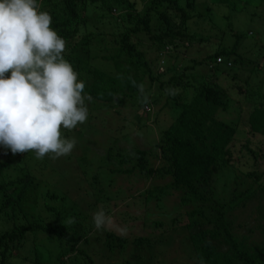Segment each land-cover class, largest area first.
I'll list each match as a JSON object with an SVG mask.
<instances>
[{
  "label": "trees",
  "instance_id": "trees-1",
  "mask_svg": "<svg viewBox=\"0 0 264 264\" xmlns=\"http://www.w3.org/2000/svg\"><path fill=\"white\" fill-rule=\"evenodd\" d=\"M142 1L143 8L139 9L140 1L137 0H42L43 4L55 8V22L51 27L66 41L63 55L80 78H83L80 74L85 73L91 80L90 86L86 84L85 87L94 103L111 108L122 106L124 109L129 106L127 103H132L130 106L137 105L144 115L152 113L153 106L160 104L162 107L172 105L177 108L172 124L155 144L157 153L150 149L132 148L130 152L133 157H130L114 137L109 138L111 144L105 154H91L89 156H93L92 160L82 157L78 164L83 166V174H86L90 164L95 169L91 172L90 179L98 184L97 189L104 181L103 173L109 174V179L105 182L107 186H111L110 178L114 174L133 175L139 171L150 177L162 170L165 171L164 175L172 177L167 186L183 192L182 204L203 205L201 209L195 208L188 213L187 222L183 226L177 217L166 226L167 231L185 229V242L193 254L185 243L175 252L178 251L185 258L187 256L186 264H264V244L251 245L246 238L239 239L228 220V214L240 205L245 206L246 200H250L255 192L250 188L243 191L235 189L228 201L223 203L215 201L213 193H210L215 175L231 161L230 143L240 129L234 121L233 124L226 123L217 115L220 111H227L232 103L231 95L236 97L232 92L237 91L239 95L247 91L239 85L245 73L240 68L244 60L237 50L240 42L248 38V34H238L236 43L230 46L209 42L207 49H204V56L201 54V57L189 59L191 64L185 67L184 74L170 75L169 66L160 72L155 68L156 63L169 48L177 52L179 46L183 49V45H187L186 51L193 54V42H202L198 34L186 33V25L194 17L192 11L196 9V2L185 0L183 4L181 0ZM98 2L105 3L114 11L130 9L129 12L119 14L120 21L115 27L117 35L110 42L107 39L103 41L101 49L98 48V43L104 35L99 31L96 17L89 15H94L93 11L85 14L86 19H79L82 12ZM219 2H227L235 7L231 0ZM123 22L125 27L122 28ZM90 26H94L99 34H95L93 30H89L90 34H87ZM80 27H85L87 32L77 39ZM94 34L100 36L95 46ZM97 51L104 52L98 55ZM170 56L166 58L169 59ZM94 59L98 60L100 66L91 64ZM236 64L239 69H236ZM201 67L211 69L212 76L196 72ZM220 76L225 77L222 80L231 82L230 89L221 82H213ZM195 81L199 84L192 98L188 101L190 97H186L182 101L173 87H190ZM127 100L129 101L126 102ZM248 123L252 133L261 131L264 134V107L251 113ZM103 134L106 136L104 132ZM113 145L117 148L115 152ZM83 148L87 154L91 153V148ZM20 154L13 155L10 151L6 153L4 149L0 151V222L10 221L13 216L9 214L14 215L15 220L16 217L23 220L22 223H17L12 221L13 217L12 229L0 233V264H12L13 257L17 255L24 256L23 259L29 264H95L93 254H99L100 257L105 255V264H121V261L123 264H131L136 263V260L126 256L130 246L145 244L148 248L151 247L148 239L129 238L122 231H117L125 226L128 229L136 227V216L133 217L128 211L114 214L111 209L114 199L110 197L112 195L109 189L90 192L86 202H79L78 198H72L78 190L74 189L71 172L68 173L60 165L57 168L51 166L50 158L48 163L45 157L38 159L35 156L33 166L30 159L21 164L18 162ZM149 155L154 163L158 159L162 162L161 165L155 167L150 162ZM46 156L53 158L52 154ZM68 156L69 154L63 157ZM57 158L62 159V156ZM133 159L132 166L125 168ZM107 163H115L116 166ZM48 164L49 170L44 173L49 178L46 190L38 193L35 188L40 184V179L36 176L35 169L46 168ZM249 176L255 181L260 180V175L256 173H249ZM61 177L65 179L67 186L63 185L64 181L59 182ZM42 178L45 180V177ZM259 188L264 192V182L259 184ZM144 192L138 193V196H145ZM101 208L111 217V222L105 229L98 231L93 224V214ZM121 216L125 219L122 223L119 221ZM259 218L264 220L263 209ZM262 227L264 228V223ZM36 234H42L44 239L53 242L56 247L47 253L44 250L45 241L37 246L36 240L31 241L27 237L29 235L36 239ZM91 234L94 237H90ZM169 234L172 237L174 233ZM179 238L181 241L184 239L181 236ZM157 242L165 246L150 252L148 260L152 264H165L162 259L168 254V245L159 239ZM89 246L94 250H90ZM184 247L186 250L182 253ZM156 257H159V262L155 261Z\"/></svg>",
  "mask_w": 264,
  "mask_h": 264
},
{
  "label": "rangeland",
  "instance_id": "rangeland-1",
  "mask_svg": "<svg viewBox=\"0 0 264 264\" xmlns=\"http://www.w3.org/2000/svg\"><path fill=\"white\" fill-rule=\"evenodd\" d=\"M137 1H140L138 8L142 9L144 4L142 3L143 1ZM193 1L196 2V9L192 11L194 17L186 25V33L189 34V32H194L198 34L202 42L198 44L196 41L193 42V54H189V52L186 51L185 47L187 45H183L184 50L179 46L177 52L169 48L164 56L159 57V62L156 63L155 68L157 71L159 70L161 72L169 66L168 72L170 75H175L176 73L178 75L179 73L184 74L185 67L190 63L189 59L201 57V54L204 56L206 53L204 49H207L209 42L210 44L220 42L228 46L231 44L234 45L236 43V36L240 33L245 34L247 32L248 38L240 42V46L237 50L238 54L244 60L240 68L241 71L245 73H243L244 77L242 81L240 80L239 85L244 89L246 88L247 91L239 95L237 91H231V94L234 93L236 97H232L231 95L232 103L229 105L227 111H220L217 115L219 119L226 123H232V121H234L235 124L240 126V129L230 143L231 161L218 175H215L211 184L210 193H213L212 197L216 199L215 201L223 203L228 201L230 196H232L231 193L235 189L238 191L247 190L249 188L250 190L252 189V191L255 192L254 196L250 198V200H246L245 206L240 205L229 213L228 220L232 223L233 232L239 239L246 238L247 243L251 245L264 244V228L262 227L264 220L259 218L261 210H264V192L259 188V184L264 182V134L261 131L252 133L248 123L249 115L255 112L256 109L264 107V0H231L235 7L229 5L227 2L226 4H221L219 0ZM181 2L184 4L185 0H181ZM39 3L41 10L51 14L53 25L56 15L55 8L52 5L43 4L42 0H39ZM92 11L94 15L88 13ZM129 11V8L121 12L118 10H110L105 3L98 2L94 5L91 4L87 10L82 12L79 19H86L85 14L87 13L91 17H96V24L99 27V31L104 36L100 37L95 35L99 33L94 26H90L88 32L89 30H93L95 33L94 46L98 43L99 37L102 39L98 43V48L101 49L103 41L107 39V41L110 42L117 35V33L115 34V27L118 21H120L119 14ZM175 18L176 17H174V21ZM123 27H125L124 22L122 28ZM79 29L76 35L77 39L83 37L87 32L85 27H80ZM87 34H90V32ZM103 52L104 51H97V54L101 55ZM168 55H171L169 59L166 58ZM176 57L177 61L174 60ZM104 61L105 63H109V61ZM162 61H164V63ZM171 63L173 66H171ZM91 64H93V66H100L97 59L91 60ZM236 69H239L238 64H236ZM196 72H204L206 76H212L211 69L206 67H201V69L196 70ZM188 73L190 72L188 71ZM80 75L86 80L80 78V76L79 79L83 80L85 85L87 84L90 86L91 80L86 77L85 73H81ZM223 78L225 77L220 76L218 79H214L213 82H221L226 88L230 89L231 82L227 79L222 80ZM198 84L199 83L195 81L190 84V87L187 85H180L173 87V90L177 96H180V99L182 98V101L186 97H190L187 99L189 101ZM84 95L91 98L89 90L86 87ZM128 101L129 100L126 102ZM99 104L100 103H94L92 98L90 100L86 99L89 112L86 122L79 124L72 130L63 129V127H61V132L64 137H74L77 140L76 146L69 156H62V159H59L45 155L46 160L49 163L50 158L49 164L51 166L57 168L60 165L64 170H67L68 173H72L71 175H73L75 183L74 189L76 191L78 190V193H75L74 197L72 196L73 199L78 198L79 202H86L89 199L88 194L90 192L109 189L111 191L110 195H112L110 197L114 199L111 204V209L115 212L114 214L128 211L133 217L136 216V219H133L136 227L134 226V228L131 227L128 229V227L125 226L124 228H119L117 231H122L127 234L129 238L143 237L144 239H148L147 241L151 244L149 245L151 247L148 248L145 244H133L129 248L127 247L129 249L126 251L127 258L131 257L136 260V263L133 262L131 264H152V261L150 263V260H148L150 252L157 251V249H161L165 246V244L157 242L158 239L168 245V254L162 259L165 264H186L187 256L185 255V258L183 254H180L178 251L175 252V250L180 248L182 243H185L187 249L191 251L190 247L185 242V229L178 228L177 230L175 228L174 231H167L166 226L169 225L174 217H177V220L179 218L181 221L180 225L183 226V224L187 222L188 213L195 208L201 209L204 207L203 205L199 203L182 204L181 197L183 192L167 186V184L170 183L169 181L172 180V177L164 175L165 171L162 170H160L158 174L150 177L140 174L139 171L133 175L114 174L110 178L111 186L109 183V186H107L105 182L109 179V174L103 173L104 181H102V184H99L100 186L97 189L98 184H95L94 181L90 179L91 172L95 169L93 167L91 168L90 164L86 174H83L84 168L78 164V160L81 161L82 157H89L90 160H92L93 156H89L91 154L96 155V153H98L100 154L99 156L105 154L108 146L111 144V139L109 138L114 137L117 138L118 144L123 147L124 151L127 152L130 157H133V154L130 152L132 148H145L150 149L153 153H157L155 144L161 139L162 133L172 124L177 115V108L172 105L162 107V104H160L153 106L154 111L152 110V113L144 115L142 111L138 109L137 105L130 106L132 103H127L129 106L125 107V109L122 106L111 108L110 106H99ZM149 107L152 109V106ZM83 146L88 149L91 148V153L87 154ZM113 147L115 152L117 148L114 145ZM2 150L3 148H0V151ZM19 156V163L25 164L26 161L30 159L32 166L34 165V157L36 156L34 151L21 153ZM24 157H26V159L23 160ZM148 157L155 167L161 165L162 162L158 159L154 163L152 161L153 158H151L150 155ZM134 160L135 159H133L132 163L126 164L125 168L131 167ZM49 164L46 168L37 167L35 169V172H37L35 174L40 179V184H37L35 188L38 193L41 191L44 193L46 190L45 185L47 186L49 178L44 173L49 170ZM107 164L116 166L115 163ZM249 173L260 175V180L255 181L253 177L249 176ZM3 177H5V175H3ZM42 177H45V180ZM58 180L59 182L64 181L65 184L63 185L67 186L65 179L62 178ZM63 185L60 186L65 188ZM144 191H146V193ZM141 192H144L145 196H138V193ZM206 198L209 199V196ZM33 211L37 212L35 210ZM9 216L14 217L12 214H9ZM12 218L9 219L10 221L5 218L4 220L8 221L6 223L3 221L0 222V233L12 229V221H17V223L23 222V220L18 217H16V220L14 217V220L11 221ZM46 219L49 220V217H46ZM144 219L146 224H144ZM124 220V217L121 216L119 221L122 223ZM169 233L174 234L170 237ZM178 235L184 238L183 241L180 240ZM35 236L36 239L27 235L31 241L36 240L37 246L45 241L44 250H46L47 253L55 246L53 242L44 239L42 234H36ZM91 236L94 237L93 234H91L90 237ZM90 247L91 246L88 247L90 250H94ZM185 250L186 248L184 247L182 253ZM191 252L193 254V251ZM103 257H100L99 254L92 255L95 264H105L107 261ZM23 258L24 256L17 255L13 257L11 263L29 264ZM119 260L122 259L119 258ZM155 261L159 262V257H156ZM122 262L123 261H121V264H123Z\"/></svg>",
  "mask_w": 264,
  "mask_h": 264
},
{
  "label": "clouds",
  "instance_id": "clouds-1",
  "mask_svg": "<svg viewBox=\"0 0 264 264\" xmlns=\"http://www.w3.org/2000/svg\"><path fill=\"white\" fill-rule=\"evenodd\" d=\"M51 25L39 0H0V148L6 153L66 156L77 140L64 137L61 127L72 130L88 119L85 82ZM110 222L103 208L93 214L98 231Z\"/></svg>",
  "mask_w": 264,
  "mask_h": 264
}]
</instances>
